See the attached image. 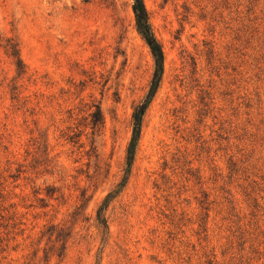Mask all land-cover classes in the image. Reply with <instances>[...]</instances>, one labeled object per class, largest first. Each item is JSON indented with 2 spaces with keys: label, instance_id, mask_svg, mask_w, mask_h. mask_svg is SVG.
<instances>
[{
  "label": "rangeland",
  "instance_id": "1",
  "mask_svg": "<svg viewBox=\"0 0 264 264\" xmlns=\"http://www.w3.org/2000/svg\"><path fill=\"white\" fill-rule=\"evenodd\" d=\"M143 2L106 231L132 1L0 0V264H264V0Z\"/></svg>",
  "mask_w": 264,
  "mask_h": 264
},
{
  "label": "trees",
  "instance_id": "2",
  "mask_svg": "<svg viewBox=\"0 0 264 264\" xmlns=\"http://www.w3.org/2000/svg\"><path fill=\"white\" fill-rule=\"evenodd\" d=\"M132 1V10L134 13V20L136 28L145 41V43L148 45L150 52L154 59V71L150 80L148 91L145 95V97L135 106L133 113H132V132H131V138L129 140V143L127 145L126 149V162H125V168H124V176L122 178V181L119 183L118 187L115 190L110 191L103 199L99 207L96 211V220L97 223L104 229L108 230V223L105 216V211L108 206L109 201L117 195L119 191L124 187V185L127 182L128 176L130 174L131 165L133 163L136 146L138 143V140L140 138L141 134V128H142V121L143 116L153 98L155 95L161 77L163 73V52L161 49V46L157 39L155 38L150 23H149V17L148 12L146 10V7L144 5L143 0H131ZM93 116H95V119L92 121V127L95 128L98 123H101V109L98 105H96V110L93 112Z\"/></svg>",
  "mask_w": 264,
  "mask_h": 264
}]
</instances>
